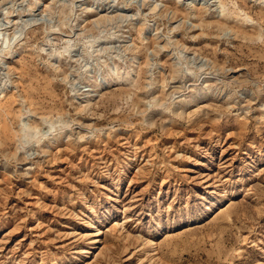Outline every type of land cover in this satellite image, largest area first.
I'll list each match as a JSON object with an SVG mask.
<instances>
[{"label": "rangeland", "instance_id": "obj_1", "mask_svg": "<svg viewBox=\"0 0 264 264\" xmlns=\"http://www.w3.org/2000/svg\"><path fill=\"white\" fill-rule=\"evenodd\" d=\"M0 264H264V0H0Z\"/></svg>", "mask_w": 264, "mask_h": 264}, {"label": "bare ground", "instance_id": "obj_2", "mask_svg": "<svg viewBox=\"0 0 264 264\" xmlns=\"http://www.w3.org/2000/svg\"><path fill=\"white\" fill-rule=\"evenodd\" d=\"M91 223V222H90ZM92 228V227H91ZM101 231V230H100ZM100 240V239H99ZM97 241V240H96ZM102 241V240H101Z\"/></svg>", "mask_w": 264, "mask_h": 264}]
</instances>
